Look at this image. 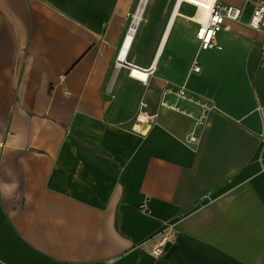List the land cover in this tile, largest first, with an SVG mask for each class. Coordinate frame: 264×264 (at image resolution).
I'll use <instances>...</instances> for the list:
<instances>
[{
  "label": "crops",
  "instance_id": "0c3cea01",
  "mask_svg": "<svg viewBox=\"0 0 264 264\" xmlns=\"http://www.w3.org/2000/svg\"><path fill=\"white\" fill-rule=\"evenodd\" d=\"M171 1L143 80L116 62L137 0H0V264H264V34L249 9L200 49Z\"/></svg>",
  "mask_w": 264,
  "mask_h": 264
},
{
  "label": "built area",
  "instance_id": "2783aa9c",
  "mask_svg": "<svg viewBox=\"0 0 264 264\" xmlns=\"http://www.w3.org/2000/svg\"><path fill=\"white\" fill-rule=\"evenodd\" d=\"M194 1L195 0H185L184 2ZM197 6L198 12L201 11V14H203V19L197 21L198 27L196 30V38L199 41L200 49H222L223 45L220 41L221 32L231 30L233 22L242 21L244 15L247 13V8L250 9L249 25L264 34V0H244L241 5L221 0H202L198 1ZM132 25L133 23L130 24V27ZM135 29H137V27H135ZM121 52L119 53L116 62L131 67L132 65L120 59ZM153 68L154 67L149 69V73ZM131 69L133 70L132 67ZM201 69L200 61L195 57L192 61V70L200 72ZM132 70L131 73L133 72ZM181 93L185 92L182 90ZM262 112L264 117V109H262ZM138 119L140 121H145L149 119V116L146 112H142L138 115ZM190 138L192 141H196L197 139L194 134H192ZM175 241V229L170 225V227L162 231L160 234L153 235L146 241L139 243L138 247L142 250H149L158 257H162L166 253L168 245L175 243Z\"/></svg>",
  "mask_w": 264,
  "mask_h": 264
},
{
  "label": "bare ground",
  "instance_id": "6f19581e",
  "mask_svg": "<svg viewBox=\"0 0 264 264\" xmlns=\"http://www.w3.org/2000/svg\"><path fill=\"white\" fill-rule=\"evenodd\" d=\"M149 1L150 0H140L138 7H137V10L134 13L133 19L131 21V23H133V25L131 27L129 26V29L127 30L125 37H124V40L122 42L121 49H120V52L122 51L121 55H120V59L126 63H128L126 60L127 54L129 52L131 44L134 40L136 31L140 26V22L143 19V16H144V13L147 9ZM184 1L185 0H176L175 5H174L173 10H172V14H171V19H170L171 25H173L177 21L179 16H184L188 19H193L195 21L203 19V14H201V11L198 12V6H197L198 1H202V0H195L194 2H186V3L191 4L197 8V13L195 16H189L186 13H184V11H182L183 5L185 3ZM135 27H137V29H135ZM131 67L133 68L132 73L135 77H137L139 79H143V80H146L148 78L149 69L147 67L137 65V64L132 65Z\"/></svg>",
  "mask_w": 264,
  "mask_h": 264
},
{
  "label": "rangeland",
  "instance_id": "374dc122",
  "mask_svg": "<svg viewBox=\"0 0 264 264\" xmlns=\"http://www.w3.org/2000/svg\"><path fill=\"white\" fill-rule=\"evenodd\" d=\"M155 1L156 0H152L151 4L149 6V10H153L154 9ZM222 1L226 2V1H229V0H222ZM139 2H140V0H137L135 8L131 9V11L129 13L130 23H131V21L133 19L134 13L137 10ZM171 2H172L171 4H172V10H173V7L175 5L176 0H172ZM149 3H150V1H149ZM182 11H184V13H186L189 16H195L196 13H197V8L195 6H193V5L188 4V3L185 2L184 5H183V8H182ZM247 11H249V8H247ZM177 22L182 24L184 27H187V26H195V27H197L198 26V22L197 21H195L193 19H188V18H186L184 16H179ZM130 23H129V26H130Z\"/></svg>",
  "mask_w": 264,
  "mask_h": 264
},
{
  "label": "trees",
  "instance_id": "16d2710c",
  "mask_svg": "<svg viewBox=\"0 0 264 264\" xmlns=\"http://www.w3.org/2000/svg\"><path fill=\"white\" fill-rule=\"evenodd\" d=\"M103 151V150H102ZM105 153V151H103Z\"/></svg>",
  "mask_w": 264,
  "mask_h": 264
}]
</instances>
